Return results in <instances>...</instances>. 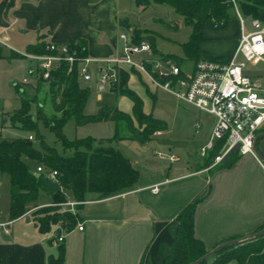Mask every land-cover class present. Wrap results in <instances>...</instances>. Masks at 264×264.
Segmentation results:
<instances>
[{
    "label": "crops",
    "instance_id": "crops-1",
    "mask_svg": "<svg viewBox=\"0 0 264 264\" xmlns=\"http://www.w3.org/2000/svg\"><path fill=\"white\" fill-rule=\"evenodd\" d=\"M123 2L0 0V35L8 46H0V60L18 59L13 57V53L23 56L30 46L41 42L70 45L83 42L89 57L114 58L121 53L123 43L120 34L128 33V28L134 25L123 17ZM233 14L236 19H232L224 30L203 28L205 41L201 44L202 57L229 61L235 55L240 23L235 10ZM248 30L251 29L248 27ZM4 48L10 51L9 55H4ZM24 62L27 67V62ZM250 64L257 67L262 63ZM246 73L259 84L264 97V84L260 82V79L264 82V70L255 72L247 65ZM126 74L129 76V89L144 103V112L167 125L148 143L124 140L116 144L139 173L136 186L106 199L91 196L87 202L73 209L62 205L61 212L73 213L77 217V224L72 230L54 226L46 234L40 232L37 213L55 205L53 194L43 188L28 213L12 221L9 234L0 228V264H48L51 256H57L59 246H64L65 264L163 263L177 237L179 214L197 201L200 203L195 215V236L209 252L223 243L250 237L264 227L263 163L251 155L238 154L230 158L229 165L214 163L207 167V158L202 156L200 164L192 165L189 161L182 164L170 146L164 152L152 146L155 140L172 133L167 121L154 115L161 92L174 98L176 104L186 108L187 112L193 109L198 113L194 128L199 136L200 150L208 143L216 120L212 117V125L204 127L199 110L182 105L173 95L154 88L139 74ZM17 86L20 92L25 91L21 85L15 84ZM108 96L115 98L116 106L103 104L99 110L108 107L132 115L134 105L128 97H119L114 92H98L97 100L101 104L109 101ZM148 96L154 102L152 106L147 101ZM12 113L0 109V135L5 130H17L3 127L4 118ZM112 128L110 137H89L98 141L112 139L116 132L115 125ZM11 139L19 138L2 139L0 136V140ZM159 147L165 148L163 145ZM257 149L264 156V139L258 142ZM225 152L226 148L221 154ZM158 153L174 155L178 161L171 163L163 160ZM37 169L32 170L38 173ZM4 176L0 177V222L9 220L3 217ZM154 187L159 189L156 194L152 192ZM10 188L6 203L8 211L11 205ZM81 225L84 231L78 230ZM59 237L64 238L63 243L58 242Z\"/></svg>",
    "mask_w": 264,
    "mask_h": 264
},
{
    "label": "trees",
    "instance_id": "trees-1",
    "mask_svg": "<svg viewBox=\"0 0 264 264\" xmlns=\"http://www.w3.org/2000/svg\"><path fill=\"white\" fill-rule=\"evenodd\" d=\"M143 10L152 4L167 5L184 19V23L192 28L189 41L182 45L188 60L196 63L202 57L201 44L205 41L203 28L220 31L228 27L234 12L231 0H132ZM236 4L247 20H258L264 24V0H236ZM134 42L143 39L134 33ZM154 54L174 60L178 65L182 59L171 55L164 56L156 50L154 41L149 42ZM46 43L41 42L28 48L27 53L43 54ZM82 56H88L83 42L73 44ZM13 57L24 59L13 53ZM212 60L228 62L224 59ZM121 82L113 92L121 97H128L133 102L132 115L119 110L102 108L94 116L85 115V108L91 95V90L81 86L77 67L69 73L68 66L63 65L52 73L50 81H37V93L45 87L46 97L43 102L36 98L20 96L21 107L3 120V127L27 132L29 136L36 134L41 143L37 149L33 141L26 138L0 140V177L10 178L11 205L9 220L15 221L24 217L30 206L35 204L40 191L45 188L41 178L36 176L27 160L34 161L37 167H42L47 173L57 172V181L61 190L53 195L54 207L38 211L36 221L40 232H51L54 226L72 230L77 224V217L70 211L61 212L60 207L68 201L85 203L91 196L106 199L132 190L138 180L139 173L134 169L116 144L124 140L148 143L153 136L166 129L165 122L155 119L144 112L141 98L128 87L129 76L121 72ZM33 107L35 110H33ZM75 121L77 126L113 122L115 136L108 140L85 139L68 141L63 133L69 121ZM42 122L51 130L66 150L73 151L71 156H63L44 141L38 134V123ZM137 124V125H136ZM261 133H264V129ZM34 137V136H33ZM35 140V137H34ZM226 141H219L207 155L206 166L215 163L222 156ZM239 153L233 155L236 156ZM232 157V158H233ZM231 159L225 165H229ZM218 165H224L222 162ZM45 175L42 174V177ZM200 201L186 207L178 216V233L171 245L168 258L158 264H193L209 254L204 243L195 236V215ZM43 217H40L42 216ZM262 227L259 231L263 230ZM258 231V232H259ZM240 240V239H234ZM264 264V236L240 242L227 247L214 257L201 264ZM48 264H65L64 246H59L57 256H51Z\"/></svg>",
    "mask_w": 264,
    "mask_h": 264
},
{
    "label": "built area",
    "instance_id": "built-area-1",
    "mask_svg": "<svg viewBox=\"0 0 264 264\" xmlns=\"http://www.w3.org/2000/svg\"><path fill=\"white\" fill-rule=\"evenodd\" d=\"M231 1L240 29L237 50L228 62L201 58L194 63L192 71L187 72L174 60L155 55L148 41L135 43L132 35L121 33V53L114 58L82 56L73 45L55 43L47 44L43 54L26 53L23 57L28 63L27 78L22 85H29L31 80L50 81L52 73L67 65L69 73L77 67L80 81L95 83L99 93H106L113 92L120 84L121 72L136 73L154 88L173 95L182 105L215 118L211 137L200 150L202 157H207L215 144L224 140L226 152L215 159L216 164L236 146H239L240 155L257 158L254 144L264 129V97L259 84L246 73V69L249 63H264V24L245 19L236 0ZM0 46L8 47L1 35ZM29 140L34 141V137L29 136ZM158 156L171 163L178 161L174 155L158 153ZM37 172L58 183L57 172L47 173L42 167H38ZM158 191V187L152 189L154 194ZM80 204L70 200L63 205L73 209ZM11 224L10 220L0 222V228L9 234ZM78 230L84 231L83 225ZM58 242L63 243L64 238L59 237Z\"/></svg>",
    "mask_w": 264,
    "mask_h": 264
},
{
    "label": "rangeland",
    "instance_id": "rangeland-1",
    "mask_svg": "<svg viewBox=\"0 0 264 264\" xmlns=\"http://www.w3.org/2000/svg\"><path fill=\"white\" fill-rule=\"evenodd\" d=\"M123 1V17L128 18L130 22L134 24L131 28H128V34L135 38L134 33H136L143 39V41H154L155 48L160 54L164 56L171 55L182 59L183 63L180 65L182 69L191 72L194 67V62L187 59L182 45L189 41L192 34V28L184 23V19L167 5L152 4L150 7L143 10L132 0ZM232 18L236 19L234 14L232 15ZM3 53L4 55H9L10 51L4 48ZM248 66L255 72L264 70V63L257 67H252L249 63ZM26 69V63L21 58L0 60V109L5 110L6 112H14L15 110H18L21 107L20 96L31 99L36 98L40 102L45 100L47 89L43 87L41 92L37 93L36 81L31 80L29 85H22L23 80L27 78ZM80 82L84 83L82 81ZM260 82L264 84L261 79ZM15 84L21 85L25 91L20 92V87L17 86L16 88ZM83 87H87L91 90V95L85 109V114L87 116L98 114L100 111L99 108L103 104L116 106L117 102L115 98L113 97L110 99V96H108L109 101H105L101 104L98 102V91L95 84L92 83L86 85L85 83L83 84ZM147 101L151 106L154 103L150 97ZM33 110H35L34 107ZM190 110L192 111L187 112L186 108L177 105L174 98L168 94L162 92L159 93L154 109V115L157 118L165 119L168 123V127L172 130V133L155 140L152 146L158 148L162 152L166 151L168 146H170L174 149V154L180 158L182 164L189 161L192 165H197L203 161V158L200 155L199 136L196 134L194 128L199 115L193 109ZM201 113L202 124H204V127H210L214 121L212 118L213 116L203 112ZM1 127L2 120L0 118V130ZM112 127H114V125L110 122L77 126L75 121L71 120L65 125L63 133L68 141L73 142L89 136L98 138L110 137L113 134ZM38 134L43 136L45 143L54 147L60 155L68 157L73 154V151L64 148L62 142L58 140L56 135L46 128L42 122L38 123ZM0 136L2 139L26 138L29 134L21 130H5ZM33 136L35 137V140L33 141L34 146L37 149H41V143L37 140L36 134L34 133ZM160 145H163L165 148L163 149L159 147ZM190 156L192 158H190ZM27 162L31 169L37 168L36 162L29 160H27ZM2 182V192L4 194L3 217L9 218V211L6 203L9 196L10 180L7 175L3 177ZM40 217H43V215Z\"/></svg>",
    "mask_w": 264,
    "mask_h": 264
},
{
    "label": "water",
    "instance_id": "water-1",
    "mask_svg": "<svg viewBox=\"0 0 264 264\" xmlns=\"http://www.w3.org/2000/svg\"><path fill=\"white\" fill-rule=\"evenodd\" d=\"M264 139V133L263 134H260L256 140H255V144H254V152H255V155L256 157L261 161V163H263L264 165V156L260 153V151L257 149V144L260 140ZM118 146V145H116ZM239 151V146H236L234 147L231 151H229L223 158L222 160V163H226L234 154L238 153ZM36 176L38 178H41V181L43 183V186L51 193V194H56L58 193L60 190H61V187L60 185L47 178V177H42L41 174L37 173ZM261 236H264V229L255 233L254 235L250 236V237H247V238H243V239H240V240H235V241H229V242H226V243H223L221 245H219L218 247H216L213 251L209 252L208 255H206L205 257H203L202 259H200L199 261L193 263V264H201L205 261H208L209 259H211L212 257H214L218 252H220L221 250L227 248V247H230V246H235L237 244H239L240 242H243L245 240H249V239H252V238H258V237H261Z\"/></svg>",
    "mask_w": 264,
    "mask_h": 264
}]
</instances>
